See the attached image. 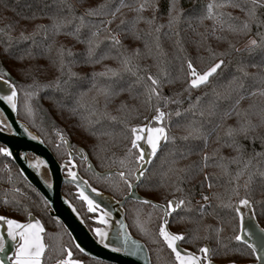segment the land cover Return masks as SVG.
Wrapping results in <instances>:
<instances>
[{
    "label": "trees",
    "instance_id": "1",
    "mask_svg": "<svg viewBox=\"0 0 264 264\" xmlns=\"http://www.w3.org/2000/svg\"><path fill=\"white\" fill-rule=\"evenodd\" d=\"M70 2L75 5V16L79 17L84 6L76 4V0H70ZM118 2L119 0H87V3L93 7L101 4L108 5V8L100 9L101 12L110 11ZM142 2L144 0H125V3L132 7H138ZM209 2L210 0H179L178 6L183 9V12L179 20L169 26L167 0H156L158 8L155 12L156 19L151 24L146 22L153 16L152 0H148L149 6L140 13L145 19L137 23L134 29L132 20L137 13L128 8H122L108 26L121 40V45L112 46L109 41L101 40L93 59H99L101 54H106L108 58L100 60L99 63H86L87 46L77 42L75 37L64 34L76 28L80 23L78 19L68 16L72 18V24L62 29L60 34H55L51 27L52 22L40 12L36 0H0V70L6 69L15 79L18 90V117L38 132L59 162H63L68 153L64 143L57 141V132L72 142L74 150L78 146L83 147L97 170L116 168L118 171L125 172L129 181L134 180V175L131 173L137 167L134 155L137 153L136 150L133 149V155L128 154L131 140L130 127L145 123L151 115L155 114L157 106V100L153 98L151 108L149 107L146 86L150 84V81L147 80V76L151 74L160 80L164 96L175 98L176 93H181L182 104L169 103L168 108H162L168 112H174L178 107L181 109L179 117L172 115L166 119L169 125V135L176 137L175 144H166L153 159L142 182L138 185V191L141 195L163 204L171 198L186 201V208L174 212L169 219L170 229L184 234L185 240L181 244L185 248L198 251L205 242H208L216 252L224 251L216 243V234L213 231L221 227L223 229L220 233L221 242L227 244L232 250L226 259H236L237 263H243L252 261L254 256L245 244L232 240V236L238 232V227L235 232L233 230V226L238 224L236 214L231 208H224L220 205L222 203L235 204L239 198L247 196L253 203L259 223L264 227V182L258 175L259 170H264V155L257 157L252 151L253 148L256 152L262 151L259 141L253 144L244 140L242 142L246 145V151L239 163L228 165L229 174L226 175L222 168L217 167V164L221 163V156L228 157L236 153L222 146L230 142L229 138L224 135V127L235 122L234 115L226 121H221L223 111L230 108L232 100H217L215 92L227 95L230 87L242 81L247 91L255 89L257 95L242 101L240 107H247L249 103H255L257 107L264 106V97L259 95V90L264 89V83L261 82V77H264V61L261 60L264 56V43L261 42V37H264V8L257 11L259 27L257 23H252L247 35L221 32L218 28L216 36H223L227 39L217 40L210 34L212 21L203 19L206 15V5ZM236 2H242V0H236ZM45 11H55L57 14L67 13L66 8L64 13H59L58 7L51 10L45 9ZM214 11L238 16L240 19L235 21L237 24L245 19L243 12L232 7L214 9ZM34 13L37 16L36 19L31 18ZM175 15L174 11L173 16ZM110 18V16H85L86 26L81 28L80 38L90 35V30H95L93 23L98 22L99 19ZM122 19L125 21L123 25L120 24ZM37 25L44 27L37 29ZM117 25H120L119 28ZM161 25L163 27L157 33L155 28ZM21 32L29 38L22 39ZM133 32L140 38L135 39ZM30 33L32 35H29ZM198 34H206L207 39H203ZM107 35L108 31L100 33V37ZM157 37H159L158 40ZM249 38L256 39L258 43H261V47L251 52L245 50L238 53L234 50L235 48L244 49ZM228 42L234 46L230 50L231 54L213 57V52L220 53L227 50ZM157 43L160 49H157ZM61 45L65 50L63 56L65 66L62 75L58 71L60 55L57 51ZM5 49L8 50L7 53ZM133 49H138L139 55H132ZM69 50L73 53L72 56L67 55ZM28 52L35 58L26 56L23 61L14 58ZM122 55L132 57L129 67L135 74L123 68ZM220 59L225 62L222 69H218L217 73L210 77V83L207 86L193 89L189 98L188 93L183 91L187 79L186 61L191 60L197 70L202 73ZM253 62L259 66L252 67ZM40 66H43L45 70H37ZM21 67H32L31 75H21L17 71ZM241 67L244 72L248 73L247 76L240 71ZM107 68L117 70L118 74L112 76L109 73L108 76L92 77L93 73L104 72ZM70 73L77 75L71 76ZM33 77L41 84L55 81L59 77L60 86L65 88L69 94L65 96L49 88L29 89L27 86L32 83ZM140 77L143 79L137 82ZM233 77L237 80L233 85H229ZM65 81L68 83L65 84ZM116 83H119L125 90L120 91L117 96L109 97L110 102L104 109L116 119L101 117L98 123L86 131L82 127L84 122L80 119V114H86L87 108H77L78 114L76 115L70 109L76 107L75 102L81 93H87L81 98V102L88 104L93 95H96V88ZM116 90L119 91L118 88ZM25 91H35L36 95L28 98L24 94ZM48 96L63 99L64 106L53 107L46 98ZM196 96L202 97L200 104L194 110L196 114L184 112L183 109L188 108L189 99L195 103ZM234 96L235 94L233 98ZM98 99L103 102V97H98ZM122 102L123 106H121ZM210 102L219 105L215 116L207 115ZM96 107L99 109L100 105ZM201 110H204V116L199 115ZM189 121H195L193 126L200 127L203 133L211 132L207 147H204L202 139L192 137L187 140L180 139L181 136L187 134L186 126ZM218 123L222 126L212 131L214 125ZM205 153L209 155L208 167H203L202 158ZM250 157L249 168L245 169L244 175L235 182L239 191V197H237L232 191V176L238 169L243 168L244 162ZM74 160L80 174L95 188L110 193L115 198H121L128 191L127 185L116 173L109 176H97L86 170L83 160L76 157ZM249 171L255 175L253 182L246 190L243 185ZM205 175L209 177L207 181L204 179ZM209 182L213 184L212 188L207 187ZM72 188L71 185L64 184L62 192L79 210H82L81 201L77 200L70 191ZM201 193L209 196L208 202L202 199ZM213 194H218L219 198H215ZM197 198H201V201L200 199L196 201ZM187 201H191V204H187ZM202 204L205 208L201 215L199 209ZM125 210L131 234L143 240L149 248L151 264H173L171 252L158 236L162 210L132 200L126 202ZM29 213L35 214L46 227L45 238L48 242V249L45 254V264H51L53 260L63 255L62 244L68 242V245L72 246L70 237L60 222L50 218L48 205L45 204L38 191L24 179L10 159L0 154V214L25 220ZM205 236L208 239H204ZM212 260L224 263L216 255H212Z\"/></svg>",
    "mask_w": 264,
    "mask_h": 264
},
{
    "label": "snow or ice",
    "instance_id": "2",
    "mask_svg": "<svg viewBox=\"0 0 264 264\" xmlns=\"http://www.w3.org/2000/svg\"><path fill=\"white\" fill-rule=\"evenodd\" d=\"M36 4L39 7L40 12L43 14V16H47V18L52 22L51 27L54 30L55 34H60L61 30L66 28L68 25L72 24V18L78 19L80 23L76 26V28L72 32H64L65 35L73 36L77 39V42L85 44L86 47V63H99L100 60L108 58L106 54H101L99 59H93L96 49L99 47V44L101 40H107L109 41L112 46H119L121 45V40L118 38L116 34H114L108 26L112 23V21L116 18L117 13L121 12L122 8H128L130 11H133L137 13L135 17H133L132 20V27L135 28V25L139 23L141 20H144L145 18L140 15L143 11L146 10V8L149 6L148 0H144V2L140 3L138 7H132L130 4L125 3V0H119V2L115 5L114 8H112L110 11H104L101 12L100 9H106L108 8V5L101 4L97 5L95 7L89 5L87 3V0H76V4L84 6V10L81 13L79 17L75 16V5L70 2V0H36ZM167 14L169 17L168 23L169 26L172 25L174 21H178L183 9L180 8L179 0H167ZM59 8V13H64V9H67L66 14H57L55 11L49 12L45 11V9H56ZM151 7L153 10V16L150 20H147L146 22L151 24L153 21H155L156 16L155 12L158 10L156 0H152ZM225 7H232L234 9H238L240 12H243L245 19L243 21H240L239 24L235 23V21H238L240 18L238 16H232L231 13H225L221 11H214V9H222ZM264 8V0H242V2H236V0H219V2H216V0H210V2L206 5V15L203 17V19H208L212 21V29H211V35L215 36L217 40H226V37L223 36H216L217 29L221 32L228 31L231 33H235L238 35H247V33L251 30V24L257 23V26L259 27V21L257 16L258 9ZM175 11L176 15L173 16V12ZM68 16H71L72 18H68ZM99 17V16H110V19H99L98 22H90L93 23V27L95 30H90V35L80 38V31L81 28L85 27V20L84 17ZM32 19H36L37 16L34 13L31 17ZM125 21L122 19L120 21V24L123 25ZM120 25H117L119 28ZM43 25H37L36 28H43ZM163 27L157 26L155 28V31L157 33L160 32V28ZM102 31H108V35L104 37H100V33ZM207 33V30H206ZM150 34V33H149ZM29 35H32L30 33ZM177 35H179L177 33ZM201 35L203 39H207L206 34H198ZM259 35V33H257ZM20 37L22 39L27 40L29 37L25 36L23 32L20 33ZM133 37L135 39H139V35L133 32ZM159 37H157V40ZM261 42L264 43V37H261ZM145 47L147 48V44H145ZM157 49H160L159 43L156 44ZM233 45L231 42H228V49L224 52L215 53L213 52V57L219 55V56H228L231 54L230 50L233 49ZM261 47V43H258L256 39L249 38L248 43L245 45L244 49L241 48H235L234 50L236 52L241 51H249L251 52L253 49ZM210 50V49H209ZM7 49H5V52L7 53ZM60 60H59V68L58 71L61 72V75L63 74V68L65 66L64 61V47L63 45L60 46L59 49H57ZM127 51V49H125ZM68 56H72L73 53L69 50L67 52ZM132 55H139L138 49H133ZM35 58L32 57V54L30 52L26 54H21L18 56H15L14 58L18 61H23L25 58ZM131 56H121V63L123 65V68L126 71L133 72V69L129 67ZM261 60L264 61V56L261 57ZM224 60L220 59L217 60L216 63H214L211 67H209L206 71H203L202 73L197 70V68L194 66L191 60H187V79L185 83V87L183 89L184 92H187L189 95V98L191 97V92L193 89H200L201 87L207 86L210 83V77H212L214 74L217 73L218 69H222V66L224 65ZM252 67H258L259 65L255 62L251 64ZM32 67L28 68H18L17 71L23 75L28 76L32 73ZM37 70L44 71V67L40 66ZM240 71L243 72L244 76H247L248 73L244 72L243 67L240 68ZM111 74L112 76H116L117 70L107 68L104 72L100 73H93L92 77L96 76H108V74ZM133 74H135L133 72ZM162 74H164L162 72ZM71 76H76V73H70ZM5 76H8V79H5ZM140 79H143V77L138 78L137 82H139ZM147 80L150 81V84L146 86V90L148 92V101H149V107L151 108V101L153 98L157 100V106L155 107V115L152 116V120L156 122L157 126H148L145 125L144 127L139 126H132L130 127V133H131V140H130V147L128 148V154L133 155V149L139 150L138 153L135 155V164L137 165L136 169L133 170L131 173L132 175H135V178L137 182H142V178L145 175V169L144 164L151 163V158L157 157L158 153L164 148L166 144L172 143L175 144L176 137L169 135V125L165 124V120L169 119L172 115H175L179 117L181 115V109L178 107L174 112L169 111L165 112L162 110V108H168L169 103L180 105L183 103V100L180 98L181 93H176L175 98L170 96H164L162 93L161 83L160 80L155 78L153 75L149 74L147 76ZM237 80L236 77H233L231 81H229V85H233L234 82ZM0 82H2L4 85L8 88V93L4 95H0V100L5 101L8 105L11 106L12 110L15 111L17 109V85L15 82L11 80L10 75L5 72L3 75H0ZM261 82L264 83V77H261ZM65 84L68 82L65 81ZM29 89H43V88H49L53 89L54 91H59L60 93H63L65 96H67L69 93L66 91L65 88L60 86V79L57 77L55 81H50L46 84L39 83L34 77L32 80V83L27 86ZM93 87L95 88V84H93ZM119 89L117 91L116 89ZM125 89L119 85V83L116 84H109L106 87H100L96 88V95H93L91 98V102L88 104H85L81 102V98L85 96L87 93H81V96L77 98L76 100V107L71 108V112L76 115L77 108L85 109L87 108L86 114H80V119L84 122L82 124V127L85 128L87 131L89 128H91L94 124L98 123L101 117H106L111 120H115L116 117L110 116L104 109L107 108V103L110 102L109 97H114L120 94V91H124ZM215 92V90H214ZM25 96L28 98H31L32 96L36 95L35 91H25ZM233 94H235L233 98ZM204 95H207V93H204ZM217 100L219 99H229L232 100L231 106L226 111H223L221 116V121H226L227 119L231 118L233 115L235 116V122L231 125H226L224 127V135L229 138L228 143L222 145L223 147H228L232 149L233 152L236 153V155L220 157L221 163L217 164V167H220L224 170V173L227 175L228 172V165L229 164H236L239 163L241 158L243 157L244 152L246 151V145L242 142L244 140L249 141L250 143H255L256 141H259L261 144V152H256L253 148V153L255 156L259 157L261 155H264V106L257 107L255 103H249L247 107L241 108V102L249 97H254L257 95V90L253 91H247L245 89L244 83L240 81L239 83H235L233 87H230L227 95L219 92H215ZM259 95L264 97V89L259 90ZM98 97H103V102H101ZM52 104L53 107H63L64 102L63 99H57L55 96H48L46 97ZM202 97L196 96L195 97V103L192 102L191 99H189V105L188 108L183 109L184 112H191L192 115H195V109L200 104ZM100 105V108L98 109L96 106ZM123 106V102L121 104ZM219 108V105L214 102H210L208 109H207V115L209 116H215L217 113V109ZM119 110V109H118ZM200 116H204L205 112L204 110H201L199 112ZM92 117H96V119H92ZM195 121H189L188 125L186 126L187 134L184 136H181L180 139L187 140L189 137H192L193 139H202L204 147H207L208 144V138L209 135H211V132L209 133H203L201 131L200 127H194ZM222 126V124L218 123L215 124L212 131H216V129H219ZM12 128L10 124H7L4 121H0V132H11ZM27 131V130H26ZM147 134V144L149 146L150 151L148 153H145L143 150H141V145L138 143V141L144 139V137L141 135V133ZM95 134V133H94ZM33 140L36 139L35 136L31 137ZM60 139L63 141V143L67 144V140L64 139L63 136L60 137ZM217 139H219V135H217ZM215 151V150H214ZM0 154L4 155L5 157H12L13 151L10 150L8 146H0ZM203 167H208L207 161L209 160V155L207 153L203 156ZM224 161H227V163H223ZM123 163V161H121ZM251 164V157L244 162L243 168L238 169L234 176H232L233 181V188L232 191L235 193L237 197H239V191L238 187L235 184L236 181L240 179L242 175H244V170L249 168V165ZM202 170V169H201ZM68 175L72 178L73 181L77 180V175L74 171H72L71 168H68ZM127 185L129 189V194H131V190L133 189V184L128 180L126 173L121 171L116 173ZM255 173L249 171L247 180L244 183V188L247 190L249 188V185L253 182V176ZM258 175L261 178L262 182H264V170H259ZM205 181L209 179L207 175L204 177ZM203 186V185H202ZM208 188H212L213 184L208 183ZM18 191V189H17ZM93 192H96L97 190L95 188L92 189ZM99 194V193H97ZM215 198H219L218 194H213ZM201 197L205 202L209 201V196L204 195L201 193ZM79 198L84 201L87 205V211L88 212H97L99 211L101 214L96 218L99 224L106 225L107 219L110 215L109 212L104 211L100 208L98 204L95 203L94 200L90 199L88 195L85 194L83 190L80 191ZM47 201H45V204ZM141 204L150 205L152 208H163L164 215L160 217L161 223L158 227V236L162 239L163 243L167 246V248L171 251L173 254V264H213L212 255L218 256L221 260L224 261V264H237L236 259L227 260L226 257L229 256L231 253V249L228 248L227 244H224L221 242L220 233L223 231L221 227H217L213 229V231L216 234V243L219 245L221 249L224 251L222 252H216L214 249L203 246L199 248V252L202 254L201 256H197L192 252H188L187 250H181L178 245V241H184L185 236L182 233H173L168 230L167 225L169 224V220L167 217L171 216L174 212L177 210L185 209L186 208V201L184 199L176 200L175 198L167 200L166 205H160L152 203L149 199H143L140 201ZM187 204H191V201H187ZM210 206V205H209ZM224 208H231L235 214L236 219L238 220V224L233 226V230L235 232L236 228H239V232H236L232 236V240L241 243L246 244L249 249H251L252 254H256L258 251V248L255 243H249L248 239H251L252 236L257 235L256 232H253V227L258 226H251L247 227L244 225V214H243V208L252 209L253 203L252 201L247 197H241L238 199V201L233 203H222L220 205ZM205 205H200V213L203 214ZM190 210V209H187ZM75 211V209H73ZM31 215V213H29ZM255 213H252V218L254 219ZM0 221L4 222L7 225V238L13 242L14 251L11 257H8L9 260L12 261V264H41V258L45 253L46 245L43 242V237L41 233L44 232V227L42 226L41 222L39 220H35L34 222L29 223H20L15 219H9L3 215H0ZM92 231L95 233V235L99 238V242L104 244L105 248H108L110 245L108 243H104V241L107 239V232L100 227H96L92 229ZM240 233H243L241 235ZM258 234L260 239H264V228H258ZM119 237H124L125 242V248L121 247H112L113 252H121L125 251L127 247V237L124 235V233L121 231L118 234ZM245 237H248V239H245ZM204 239H208L207 236L204 237ZM77 248H80V246L77 244ZM80 251L83 252L84 250L80 248ZM0 252H5V236L0 235ZM130 255H135V252L129 251ZM72 253L71 251H67V257L66 259H60L57 261V264H80L79 261L71 259ZM257 260L261 262V264H264V256H257ZM0 264H4L3 260H0Z\"/></svg>",
    "mask_w": 264,
    "mask_h": 264
},
{
    "label": "water",
    "instance_id": "3",
    "mask_svg": "<svg viewBox=\"0 0 264 264\" xmlns=\"http://www.w3.org/2000/svg\"><path fill=\"white\" fill-rule=\"evenodd\" d=\"M5 72H7L10 75L11 80L15 82L14 77L6 69H1L0 75H3ZM8 78V76H5V79ZM8 91L9 90L7 86L0 82V95L7 94ZM16 103L18 107V95ZM162 110L168 112L165 109ZM154 115H151L145 123L135 126H157L156 122L151 119ZM0 121H4L7 124H10L12 128L11 132H0V146H8L10 150L13 151V156L6 158L10 159L16 165L24 179L38 191L44 201H47L48 213L50 217L57 220L64 226V228L70 235L75 247L78 244L80 248L84 250L83 252H81L80 248L76 247L81 253L90 258L112 264H151L150 254L146 244L141 239L133 236L130 230H128L127 223L124 218V205L128 200L140 202L143 199H149L152 201V203L155 204H166L157 202L151 198L141 195L138 191V185L141 182H137L135 175L134 180L130 181L133 184L131 194H129L128 190V192L123 195L121 199H117L111 194L95 188L85 177H83L79 173L78 165L74 160L75 157L79 160H83L85 162L86 170L89 172H93L97 176H109L121 171H118L116 168L106 169L104 171L97 170L93 162L91 161L89 154L83 147L78 146L76 150H74L72 148V142L67 137L63 136L60 132H57L59 143H63V141L60 139L61 136H63L64 139L67 140V144L64 143V145L68 153L67 158L63 162H59L55 158L49 147L45 144L41 136L38 134V132L32 129L25 121L21 120L18 117L17 109L13 111L11 106L2 100H0ZM165 124H167L166 120ZM141 135L144 137V139L138 141V143L141 145V150H143L145 153H148L150 149L146 142L147 134L145 132L141 133ZM32 136H35L36 139L33 140L31 138ZM135 150L138 153L139 150ZM153 159L154 158H151V162L153 161ZM149 165L150 163L144 164L145 172L148 169ZM68 168H71L72 171L76 173L77 180L73 181L72 178L68 175ZM64 184H69L74 187V193L76 194L78 200L82 201L79 198V194L80 191L83 190L90 199L94 200L95 203L100 206L101 209L110 213V215L106 217L108 221L107 224H101L102 227H100L103 228L108 234L107 239L104 241V243H108L110 245L108 248H105L104 244L99 242V238L93 231L89 230L82 217L76 210L75 206L63 194L62 187ZM93 188H95L97 191L93 192ZM82 202L84 203L85 209L87 211L86 203L84 201ZM73 209H75V211H73ZM160 209L163 211V208ZM253 212V207L252 209L243 208L244 225L246 226V228L253 225L258 226V228H264L259 223L256 212H254V219L252 218ZM94 213L97 215L96 218L101 214L99 211ZM5 217L13 219L8 216ZM169 217H167L168 220ZM96 218L94 219V222L98 223ZM35 220H39L41 222V220L35 214L31 213V215L28 214L25 221H17L20 223H29L34 222ZM167 228L169 231H171V229L169 228V224L167 225ZM258 228L253 227L252 229L253 232L257 233V235L252 236L251 239L245 237V239H248L249 243H255L258 248L257 253L255 255L253 254L254 259L249 262L237 264H261V262L257 260V256H264V239L259 238ZM121 231L127 237L126 250L121 252H113L111 250L112 247L125 248L124 237L118 238V234ZM43 233H41L42 237ZM240 234L243 235V233ZM0 235L5 236V252H0V260H3L4 264H12V261L9 260L8 257L12 256L14 246L13 242L7 238V225L2 221H0ZM177 243L182 251L187 250L188 252H192L197 256L202 255L200 252L196 253L183 247L181 245V241H178ZM204 246L210 247L209 243L207 242L204 244ZM129 251L135 252V255H130ZM66 258H68L67 255L65 258L61 259ZM57 261L54 264H57ZM213 264L224 263L213 261Z\"/></svg>",
    "mask_w": 264,
    "mask_h": 264
},
{
    "label": "flooded vegetation",
    "instance_id": "4",
    "mask_svg": "<svg viewBox=\"0 0 264 264\" xmlns=\"http://www.w3.org/2000/svg\"><path fill=\"white\" fill-rule=\"evenodd\" d=\"M57 141H58V139H57ZM68 156V155H67ZM66 159V158H65ZM64 159V160H65ZM78 170H79V168H78ZM80 173V172H79ZM88 180V179H87ZM90 183V182H89ZM73 187V186H72ZM63 188V187H62ZM98 189V188H97ZM129 190V189H128ZM71 191V193L75 196V198L77 199V196H76V194L74 193V187L70 190ZM105 192V191H104ZM128 192V191H127ZM126 192V193H127ZM125 193V194H126ZM110 194V193H109ZM124 194V195H125ZM66 196V195H65ZM67 197V196H66ZM114 197V196H113ZM123 197V196H122ZM121 197V198H122ZM68 198V197H67ZM121 198H117V199H121ZM69 199V198H68ZM70 201H71V199H69ZM78 200V199H77ZM80 201V200H79ZM72 202V201H71ZM81 203H82V205H83V209L81 210H79L76 206H75V204L72 202V204L75 206V208H76V210L78 211V213L80 214V216L82 217V219H83V221L85 222V224H86V226L89 228V230L90 231H92V229L93 228H96V227H102V225L101 224H99V223H97V222H94V219L96 218V214L95 213H89V212H87L86 211V209H85V206H84V203L81 201ZM126 204V203H125ZM124 209H125V205H124ZM49 214V213H48ZM5 216H7V215H5ZM28 216V215H27ZM50 216V215H49ZM161 216H163V211H162V215ZM8 217H10V216H8ZM12 218V217H11ZM50 218H52V217H50ZM124 218H125V221H126V223H127V227H128V230H130L129 229V221H128V219L126 218V210H125V215H124ZM14 219V218H13ZM27 219V218H26ZM25 219V220H26ZM53 219V218H52ZM169 219H170V217H169ZM18 220V219H17ZM25 220H19V221H25ZM41 220V219H40ZM53 220H55V219H53ZM55 221H57V220H55ZM42 222V221H41ZM58 222V221H57ZM160 223H161V221H160ZM42 224H43V227H44V229H45V231H44V233H43V240H44V243H45V245H46V249H45V253H44V255H43V257H42V261H41V264H45V254H46V251H47V249H48V242H47V240H46V238H45V234H46V227H45V225H44V223L42 222ZM64 227V226H63ZM170 228V227H169ZM65 229V228H64ZM65 231H66V233H67V235L70 237V235L68 234V232H67V230L65 229ZM172 231V230H171ZM131 232V231H130ZM174 232V231H173ZM176 233V232H175ZM183 234V233H182ZM160 238V237H159ZM161 239V238H160ZM70 240H71V243H72V246H70V245H68V242L67 243H65V244H62V247H63V250H64V253H63V255H61V256H59V257H57L55 260H53L52 261V263L51 264H54L57 260H59V259H61V258H65L66 257V255H67V251H71V253H72V256H71V259H74V260H77V261H79V262H81V264H112V263H108V262H105V261H101V260H97V259H93V258H90V257H88V256H86V255H84L83 253H81L76 247H75V245H74V243H73V241H72V239H71V237H70ZM162 240V239H161ZM143 241V240H142ZM144 242V241H143ZM163 242V241H162ZM182 242V241H181ZM145 243V242H144ZM206 243V242H205ZM204 243V244H205ZM208 243V242H207ZM146 244V243H145ZM204 244L201 246V247H203L204 246ZM182 245V244H181ZM210 245V244H209ZM146 246H147V244H146ZM166 246V245H165ZM183 246V245H182ZM167 247V246H166ZM184 247V246H183ZM147 248H148V246H147ZM210 248H211V246H210ZM168 249V248H167ZM188 249V248H187ZM148 250H149V248H148ZM190 250V249H189ZM170 251V250H169ZM192 251V250H191ZM171 252V251H170ZM193 252H199V251H193ZM149 254H150V252H149ZM172 254V253H171ZM172 257H173V254H172ZM150 259H151V256H150ZM214 261V260H213ZM216 262V261H215Z\"/></svg>",
    "mask_w": 264,
    "mask_h": 264
},
{
    "label": "rangeland",
    "instance_id": "5",
    "mask_svg": "<svg viewBox=\"0 0 264 264\" xmlns=\"http://www.w3.org/2000/svg\"><path fill=\"white\" fill-rule=\"evenodd\" d=\"M252 39H253V38H252ZM197 199H200V201H201V198H197ZM197 199H196V201H199V200H197Z\"/></svg>",
    "mask_w": 264,
    "mask_h": 264
},
{
    "label": "built area",
    "instance_id": "6",
    "mask_svg": "<svg viewBox=\"0 0 264 264\" xmlns=\"http://www.w3.org/2000/svg\"><path fill=\"white\" fill-rule=\"evenodd\" d=\"M197 200H199V199H197Z\"/></svg>",
    "mask_w": 264,
    "mask_h": 264
}]
</instances>
